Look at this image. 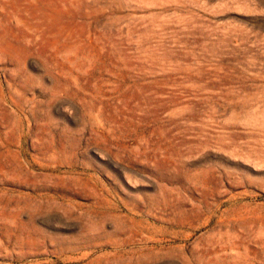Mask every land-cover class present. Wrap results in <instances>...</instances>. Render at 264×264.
<instances>
[{"label": "rangeland", "instance_id": "obj_1", "mask_svg": "<svg viewBox=\"0 0 264 264\" xmlns=\"http://www.w3.org/2000/svg\"><path fill=\"white\" fill-rule=\"evenodd\" d=\"M0 264H264V0H0Z\"/></svg>", "mask_w": 264, "mask_h": 264}]
</instances>
